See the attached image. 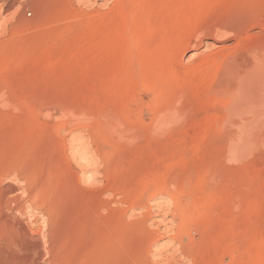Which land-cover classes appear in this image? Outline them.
Wrapping results in <instances>:
<instances>
[{"label": "rangeland", "instance_id": "obj_1", "mask_svg": "<svg viewBox=\"0 0 264 264\" xmlns=\"http://www.w3.org/2000/svg\"><path fill=\"white\" fill-rule=\"evenodd\" d=\"M253 61L264 0H0V264H264Z\"/></svg>", "mask_w": 264, "mask_h": 264}, {"label": "bare ground", "instance_id": "obj_2", "mask_svg": "<svg viewBox=\"0 0 264 264\" xmlns=\"http://www.w3.org/2000/svg\"><path fill=\"white\" fill-rule=\"evenodd\" d=\"M207 43H208L207 45L209 46L210 43L209 42H207ZM231 77H232V75H231ZM230 87H231V89H229V90L230 91L232 90V91L229 92L228 94L231 97H233V101L230 105V114H231V116L234 115L238 119L236 121V122H238V131L243 134L244 132H247L251 128L258 127V126H261L262 124H264V65L257 64L255 61H253L251 63L245 62L242 65H238L236 74L234 75V83L232 85H230ZM236 128H237V126H236ZM231 135H233V134H231ZM239 135L240 134H238V137L237 136H235V137L239 138ZM84 146L83 147L81 146V149L82 148L85 149ZM230 147L232 148V150L236 154H240V152L243 148V144L241 143V141H236L233 139ZM74 148H76L75 150H77V151L80 150L79 144L74 146ZM89 160H91V159H89ZM87 171L90 172L91 170H87ZM162 203H163V201H162ZM162 207H163L164 212L166 214L164 216L163 220L167 221L168 220V216H167L168 215V212H167L168 208H166V206H164V205H162ZM160 217L161 216L157 215L154 218L155 223L156 222L160 223L162 221L160 219ZM164 221H162V222H164ZM158 228H159V226H158ZM161 232H162V230H161ZM169 232H167V233L170 234L172 231L170 233ZM156 245H157V246H155L156 250L154 252L160 253L161 249H159V248H166V246H167V250H168L169 249L168 246H172L173 243H172L171 239L164 237L163 239L160 240V242L156 243Z\"/></svg>", "mask_w": 264, "mask_h": 264}]
</instances>
